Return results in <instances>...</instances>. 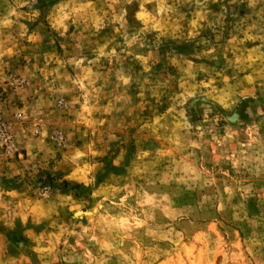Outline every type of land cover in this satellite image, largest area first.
Masks as SVG:
<instances>
[{
    "label": "rangeland",
    "instance_id": "1",
    "mask_svg": "<svg viewBox=\"0 0 264 264\" xmlns=\"http://www.w3.org/2000/svg\"><path fill=\"white\" fill-rule=\"evenodd\" d=\"M60 1L0 0L4 77L49 54L43 41L57 46L47 16ZM76 1L59 12L82 14ZM27 30L45 38L34 43ZM146 73L142 113L121 110L99 135L89 128L66 161L70 179L37 187L39 198L68 197L30 233L12 228L19 264H264V97L223 111L201 94L173 100L171 80L162 88L161 70ZM9 81L1 104L15 93Z\"/></svg>",
    "mask_w": 264,
    "mask_h": 264
},
{
    "label": "crops",
    "instance_id": "2",
    "mask_svg": "<svg viewBox=\"0 0 264 264\" xmlns=\"http://www.w3.org/2000/svg\"><path fill=\"white\" fill-rule=\"evenodd\" d=\"M70 2L49 9L57 46L43 41L49 54L42 61L16 65L7 77L0 67L2 90L9 79L22 81L0 103L15 146L8 158L0 153V264H19L12 228L23 229L17 236L30 233V224L66 203L59 190L39 198L37 187L70 179L68 156L89 143L81 135L117 126L121 110L139 106L142 113L148 69L157 77L161 70L162 88L171 80L173 100L201 94L228 111L264 97V0H77L82 14L59 12ZM27 33L34 43L45 38ZM78 140L81 146L72 145Z\"/></svg>",
    "mask_w": 264,
    "mask_h": 264
},
{
    "label": "built area",
    "instance_id": "3",
    "mask_svg": "<svg viewBox=\"0 0 264 264\" xmlns=\"http://www.w3.org/2000/svg\"><path fill=\"white\" fill-rule=\"evenodd\" d=\"M15 86L20 88L22 86V81H13ZM0 149L5 155H10L15 151L14 141L11 135L8 133L5 124L1 120L0 116Z\"/></svg>",
    "mask_w": 264,
    "mask_h": 264
},
{
    "label": "trees",
    "instance_id": "4",
    "mask_svg": "<svg viewBox=\"0 0 264 264\" xmlns=\"http://www.w3.org/2000/svg\"><path fill=\"white\" fill-rule=\"evenodd\" d=\"M61 185H62L64 190H66L67 188H74L75 186H77V185H72V184H70L68 182H64V181L61 183Z\"/></svg>",
    "mask_w": 264,
    "mask_h": 264
}]
</instances>
